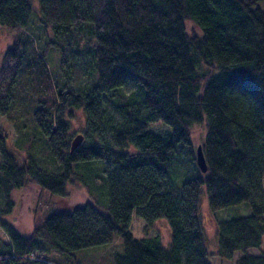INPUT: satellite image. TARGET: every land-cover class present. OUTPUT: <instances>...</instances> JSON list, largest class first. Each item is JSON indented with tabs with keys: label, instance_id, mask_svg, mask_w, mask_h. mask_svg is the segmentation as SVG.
Here are the masks:
<instances>
[{
	"label": "trees",
	"instance_id": "obj_1",
	"mask_svg": "<svg viewBox=\"0 0 264 264\" xmlns=\"http://www.w3.org/2000/svg\"><path fill=\"white\" fill-rule=\"evenodd\" d=\"M261 1L40 0L38 14L32 0H0V27L13 38L1 58L0 115L23 127L33 119L53 159L50 168L37 164L36 137L20 127L30 155L20 164L0 127V206L10 210L13 194L32 185L66 199L85 180L79 167L99 161L96 183L108 185L107 204L50 203L29 235L5 218L9 210L0 213V264H210L203 186L212 212L241 204L252 211L218 222L216 254L231 260L240 252L235 264H264V252L251 251L264 242ZM129 84L135 96L115 105L107 99ZM78 111L86 116L84 142L71 153ZM159 122L170 130L150 131ZM195 125L204 130L206 173L196 160ZM180 166L192 176L177 186L172 172ZM134 215L147 226L166 220L170 245L160 234L136 238ZM116 237L121 251L87 259L83 251Z\"/></svg>",
	"mask_w": 264,
	"mask_h": 264
},
{
	"label": "rangeland",
	"instance_id": "obj_2",
	"mask_svg": "<svg viewBox=\"0 0 264 264\" xmlns=\"http://www.w3.org/2000/svg\"><path fill=\"white\" fill-rule=\"evenodd\" d=\"M32 5L34 10L39 14L40 12V0H32ZM258 6L264 11V1L259 2ZM50 33V31H49ZM13 43V38L9 34V32L0 27V65L3 51L11 46ZM58 52H54L50 57L49 64L54 65L55 69H51L53 72L58 69ZM52 60V61H51ZM91 70H92V65ZM91 70L89 69V73L86 72L84 75V79L81 84H86V79H89L93 72L90 75ZM72 75V74H71ZM97 75V72H96ZM98 78V76H97ZM97 78H94L95 84L97 82ZM92 79V78H91ZM73 81V80H72ZM139 92V89L133 85L129 84L125 89L120 90L116 93H110L107 96V99L115 105L116 103H120L126 101L128 98H132ZM125 99V100H124ZM112 106V105H110ZM32 120L25 121L24 127L18 126V123H15L14 119H9L7 117L0 115V127L7 131L9 137L7 139V147L12 154H14L20 164L29 163V148L25 142L19 137L23 135H19V130L17 128H23L22 132L25 135H31V137H36L34 140V158L35 162L43 167L50 168L52 164V156L49 152L48 145L46 143V139L43 136H36L37 133L34 132V121ZM71 133L73 136L77 134H82L86 129V116L83 112L78 111L75 113V117L71 120ZM150 131L154 133L161 134L166 130H170L168 126L163 124L162 122L149 124ZM160 132V133H159ZM35 134V136H33ZM40 134V133H39ZM41 135V134H40ZM204 135V130L202 126L195 125L193 128V141L195 146L198 147ZM104 162L99 161L94 166H80L79 170L83 172L86 176L84 182L80 181L75 186H70L67 190L68 196L66 199H61L59 197H53L49 192H46L40 189L37 186L27 187L26 190L17 191L13 194L14 205L9 210L8 208H4L8 206V204H4V206H0V213L2 214L6 210H9L5 218L13 224L21 234L29 235L32 233V228L34 223L38 220V218L47 212V208L51 205L50 203H56L59 207L65 209H73L77 206L84 204L88 200H95L99 203L107 204V196H108V185H103L98 187L99 185L96 183L97 179L99 181L103 177V173L101 172L102 167L104 166ZM102 173V174H101ZM186 174V178L191 177V173L187 171L185 166H180L174 169L172 172V176L174 181L177 182V186L181 185L184 181V176ZM12 210V211H11ZM251 209L248 204H241L237 206H232L229 208H225L219 210L217 212H212L209 206V197L207 187L203 186L201 196H200V218L204 228V235L208 250L210 252V257L208 262L210 264H235L236 260L240 256V252H235L233 258L231 260H224L220 258L216 253L218 252V238H217V224L219 221L231 219L240 215H248L251 214ZM4 214V213H3ZM7 214V213H5ZM5 220V218L0 217ZM166 220L157 221L151 226H147L146 223L138 218L137 216H133L131 223V231L136 238H143L148 234L156 235L160 234L163 240V244L165 247L170 245V227L165 222ZM0 239L6 240V235L3 230L0 228ZM119 237L114 239V242L110 246H100L91 248L89 250H85L87 259H91L96 256V258H107L108 255H112L116 251H121V246L118 241ZM117 249V250H116ZM119 249V250H118ZM114 250V251H113ZM252 254L260 255L264 252V242L262 249H252ZM109 256V257H110ZM113 259V257H112Z\"/></svg>",
	"mask_w": 264,
	"mask_h": 264
},
{
	"label": "water",
	"instance_id": "obj_3",
	"mask_svg": "<svg viewBox=\"0 0 264 264\" xmlns=\"http://www.w3.org/2000/svg\"><path fill=\"white\" fill-rule=\"evenodd\" d=\"M83 142H84L83 134H77L76 136H74L71 142V153H73L79 146H81ZM196 160L198 167L200 168L202 173H206L208 166L205 155L202 151V147L200 145L197 147Z\"/></svg>",
	"mask_w": 264,
	"mask_h": 264
}]
</instances>
